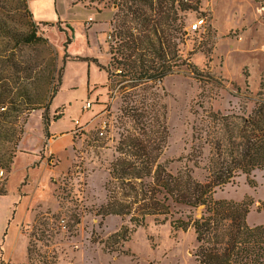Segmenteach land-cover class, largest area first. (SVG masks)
Here are the masks:
<instances>
[{"label": "rangeland", "instance_id": "374dc122", "mask_svg": "<svg viewBox=\"0 0 264 264\" xmlns=\"http://www.w3.org/2000/svg\"><path fill=\"white\" fill-rule=\"evenodd\" d=\"M117 2L30 0L32 13L28 0H0L9 26L23 28L24 19L18 11H23L24 5L37 23V34L47 37L56 50L50 86L57 91L47 115L49 123L55 110L65 115L64 120L54 122L52 131L71 122L67 134L46 136L41 107L24 121L22 117L16 121L23 129L16 145L0 135V158L6 159L14 150L7 170L0 161L5 170L0 176L4 190L0 195V264H197L192 229L174 230L168 222L158 224L152 218L134 227L128 218L95 214L105 200L108 166L116 155L121 98L118 86L108 90L103 70L93 60L103 66L109 61ZM34 16L52 26L41 24ZM198 17L205 18L204 27L192 32L190 25ZM185 23L183 55L191 52L188 60L199 68L201 81L183 65L160 83L166 94V158L186 154L192 144V126L204 116L203 109L246 115L256 100L264 99V3L200 0V11L187 12ZM50 56L45 46L19 52L23 60L37 57L50 61ZM85 62L91 64L89 76ZM89 101L90 107L84 109L83 104ZM182 165L183 161H174L170 167L175 170ZM194 176L202 179L204 171L195 168ZM213 196L234 202L247 200L246 223L264 224V168L239 173ZM18 203L21 207L16 214ZM121 225L127 226L126 239L107 240ZM106 241L116 250H108Z\"/></svg>", "mask_w": 264, "mask_h": 264}, {"label": "trees", "instance_id": "16d2710c", "mask_svg": "<svg viewBox=\"0 0 264 264\" xmlns=\"http://www.w3.org/2000/svg\"><path fill=\"white\" fill-rule=\"evenodd\" d=\"M116 6L109 61L105 66L93 61L106 73L108 90L118 86L121 131L104 183L105 200L95 214L128 218L134 227L152 218L158 224L168 222L174 230L192 229L197 264H262L264 224L246 223L249 202L216 199L213 194L239 173L264 168V99L256 100L246 115L203 109L204 116L192 126V144L186 154L164 157L169 133L166 94L160 83L183 65L201 81L199 68L188 60L191 52L183 55L185 15L199 12L200 0H118ZM2 7L0 135L16 145L23 132L22 124L16 121L20 117L24 121L37 108H44L42 122L48 135L47 111L57 91L50 86L57 52L47 37L37 34V23L24 5L23 11H18L24 19L23 28L9 26ZM41 24L52 26L46 21ZM203 27L189 29L196 32ZM58 29L63 31L60 26ZM40 46L50 52V61L19 57L23 48ZM61 117L62 112L55 110L51 119ZM13 151L6 159L0 158L6 170ZM174 161H183V165L172 170L170 164ZM195 168L204 171L202 179L194 176ZM126 233L127 226L121 225L107 240H125ZM105 246L116 250L107 241Z\"/></svg>", "mask_w": 264, "mask_h": 264}, {"label": "crops", "instance_id": "0c3cea01", "mask_svg": "<svg viewBox=\"0 0 264 264\" xmlns=\"http://www.w3.org/2000/svg\"><path fill=\"white\" fill-rule=\"evenodd\" d=\"M28 4H29V6H30V0H28ZM30 9H31V11H32V13H34V10L32 9V7L30 6ZM34 18L35 19H37L38 21L39 20H41V21H46V20H42V19H39V18H37V17H35L34 16ZM88 18H91L90 16L88 17ZM92 19V18H91ZM109 20V19H108ZM108 24H109V26H110V21H108ZM107 30L109 29V27H106V26H104ZM91 65V64H90ZM87 62H85L84 63V67H85V69H86V72L88 73V76L90 75V69H91V66H90ZM68 68V66H66V69ZM102 71V70H101ZM103 72V74H104V78L106 79V73L104 72V71H102ZM64 85H65V75H64V79H63V82H62V87H64ZM87 85H90L89 84V81H88V78H86V82H85V85H84V88H86L87 89ZM62 87H61V89H62ZM61 91V90H60ZM60 91H59V93H60ZM58 93V94H59ZM76 101V100H75ZM60 103H62V102H60ZM51 105H52V103H51ZM57 106V104L55 105V107ZM51 107V106H50ZM64 118H65V115H63L61 118H59L58 120H56V121H51L49 124H48V133H49V135L50 136H53L54 134H59V133H61V134H67V133H65L66 131L67 132H70V129H71V122H69L66 126H64V127H61L60 129H56L55 131H52L51 130V127H52V125L54 124V122H60L61 120H64ZM68 119H70V118H68ZM75 121H77V120H75ZM74 124H75V122H74ZM54 127V126H53ZM45 134H46V132H45ZM47 136V135H46ZM46 138H48V137H46ZM51 138V137H50ZM49 140V139H48ZM48 143H49V141H48ZM21 203H18V205H17V211H16V214L19 212V209H18V206L20 205ZM21 206H19V208H20ZM11 231V223L9 224V227H8V234L9 233H11L10 232Z\"/></svg>", "mask_w": 264, "mask_h": 264}, {"label": "built area", "instance_id": "2783aa9c", "mask_svg": "<svg viewBox=\"0 0 264 264\" xmlns=\"http://www.w3.org/2000/svg\"><path fill=\"white\" fill-rule=\"evenodd\" d=\"M205 24V18L204 17H198V18H196L195 20H194V22L190 25V29L191 30H197L200 26H202V25H204ZM90 104H91V102L89 101V102H86V103H84L83 104V108L84 109H87V108H89L90 107ZM75 123L77 124V121H75ZM3 169L2 168H0V176H2L3 175Z\"/></svg>", "mask_w": 264, "mask_h": 264}]
</instances>
